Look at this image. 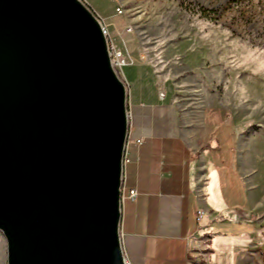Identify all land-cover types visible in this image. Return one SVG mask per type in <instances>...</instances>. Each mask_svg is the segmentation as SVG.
<instances>
[{
  "label": "water",
  "instance_id": "1",
  "mask_svg": "<svg viewBox=\"0 0 264 264\" xmlns=\"http://www.w3.org/2000/svg\"><path fill=\"white\" fill-rule=\"evenodd\" d=\"M126 87L79 0H0L6 264H124Z\"/></svg>",
  "mask_w": 264,
  "mask_h": 264
},
{
  "label": "rangeland",
  "instance_id": "2",
  "mask_svg": "<svg viewBox=\"0 0 264 264\" xmlns=\"http://www.w3.org/2000/svg\"><path fill=\"white\" fill-rule=\"evenodd\" d=\"M82 2L131 61L120 75L128 101L151 103L158 90L165 104L173 97L182 128L200 119L203 149L223 161L228 178L219 191L212 179L202 211L205 264H264V0Z\"/></svg>",
  "mask_w": 264,
  "mask_h": 264
},
{
  "label": "crops",
  "instance_id": "3",
  "mask_svg": "<svg viewBox=\"0 0 264 264\" xmlns=\"http://www.w3.org/2000/svg\"><path fill=\"white\" fill-rule=\"evenodd\" d=\"M164 97L158 90L153 102L132 103L126 93L122 178L136 197L131 201L124 194L120 203V247L129 264H205L210 227L202 211L212 179L219 191L228 177L223 161L211 157V148L203 149L208 139L201 120L196 128H182L178 103L172 97L165 104Z\"/></svg>",
  "mask_w": 264,
  "mask_h": 264
},
{
  "label": "built area",
  "instance_id": "4",
  "mask_svg": "<svg viewBox=\"0 0 264 264\" xmlns=\"http://www.w3.org/2000/svg\"><path fill=\"white\" fill-rule=\"evenodd\" d=\"M79 1L82 2V0H79ZM115 12L118 14L121 13L119 9H116ZM98 21H99V24L101 27L102 34L106 40V51H107V55L109 58L110 66L113 69V71L116 73V75L120 78L122 68L131 65V61L128 60L127 57L124 56L118 49H116V47L110 41V38L107 34L105 26L102 24L100 19H98ZM125 32L129 33L130 29L127 27L125 29ZM158 97L159 98L162 97V94H158ZM124 194H125L126 198H128L131 201H133L134 198L136 197V192L134 189H127L126 190L124 188L123 178H121L120 201L122 200ZM196 215H197V218H200L202 213L200 211H197ZM124 264H129V263L124 261Z\"/></svg>",
  "mask_w": 264,
  "mask_h": 264
}]
</instances>
